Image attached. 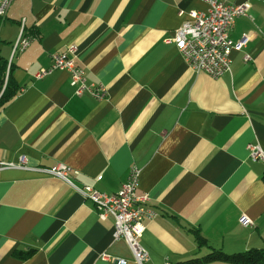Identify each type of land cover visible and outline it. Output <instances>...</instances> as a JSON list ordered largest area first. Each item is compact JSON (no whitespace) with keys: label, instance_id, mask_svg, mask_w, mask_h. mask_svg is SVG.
<instances>
[{"label":"crops","instance_id":"crops-1","mask_svg":"<svg viewBox=\"0 0 264 264\" xmlns=\"http://www.w3.org/2000/svg\"><path fill=\"white\" fill-rule=\"evenodd\" d=\"M234 20L230 71H195L171 39L202 0H13L0 19V56L17 91L0 106V264H138L114 219L68 182L44 172L63 163L75 186L116 193L132 167L135 189L158 215L146 221L144 264H182L210 249L264 248V0ZM35 36L22 51L13 44ZM73 48L88 85L76 95L67 70L34 74ZM246 54L248 60H244ZM243 213L250 227L239 222ZM33 249L26 258L15 253ZM107 254L108 258L101 255ZM199 264H228L213 261Z\"/></svg>","mask_w":264,"mask_h":264},{"label":"built area","instance_id":"built-area-1","mask_svg":"<svg viewBox=\"0 0 264 264\" xmlns=\"http://www.w3.org/2000/svg\"><path fill=\"white\" fill-rule=\"evenodd\" d=\"M13 0H0V19L5 17ZM207 4L205 10L192 9L188 11L186 19L175 31L171 39L182 58L195 71H204L211 78H217L230 71V53L232 49H239L245 45L250 37L244 35L234 44L230 38L234 20L245 15L249 8L248 3L227 4L222 0H202ZM35 39L32 34H23L13 44V52L22 51ZM246 54L244 60H248ZM9 66V64H8ZM8 68V67H7ZM55 69L67 70L70 74V85L76 95L88 92L96 99L106 96L105 87L101 84L88 85L85 82V70L75 63L73 48L65 52L51 54V65L47 69L36 72L33 76L38 79ZM6 82V81H5ZM248 156L252 160L264 161V154L256 143L247 145ZM31 168L26 165L25 157L21 156L18 163L0 161V169L3 168ZM70 167L59 163L53 167L44 168V172L58 177L69 184L87 200H90L100 219L112 216L114 219V239H123L129 246L134 260L138 264H144L149 260L148 250L140 243L146 221L153 219L158 212L148 204L147 194L137 195L135 189L139 179V168L132 167L128 177L120 185L116 193L102 192L90 185L75 186L69 180ZM239 222L244 227L252 225L251 219L245 214L239 215ZM108 258L107 254L101 255ZM115 264H125L122 258H113ZM168 264V263H167Z\"/></svg>","mask_w":264,"mask_h":264},{"label":"trees","instance_id":"trees-1","mask_svg":"<svg viewBox=\"0 0 264 264\" xmlns=\"http://www.w3.org/2000/svg\"><path fill=\"white\" fill-rule=\"evenodd\" d=\"M10 74L11 63L8 66V61L0 56V106L11 98L18 88V85L14 83ZM262 179L264 181V172ZM195 240L199 247L207 246L210 251L201 258L190 259L182 264H199L213 261H220L228 264H264V248H249L244 251L227 253L221 249L208 245L206 240L199 234L195 235ZM32 252L33 249L26 251L18 250L15 254L20 258H26Z\"/></svg>","mask_w":264,"mask_h":264}]
</instances>
